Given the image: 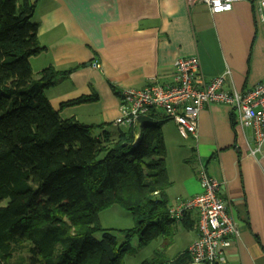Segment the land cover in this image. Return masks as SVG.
Listing matches in <instances>:
<instances>
[{
	"label": "crops",
	"instance_id": "crops-1",
	"mask_svg": "<svg viewBox=\"0 0 264 264\" xmlns=\"http://www.w3.org/2000/svg\"><path fill=\"white\" fill-rule=\"evenodd\" d=\"M30 2L41 48L29 59L33 76L48 67L58 72L55 85L45 91L51 107L62 119L103 126L98 139L113 133L105 126L116 128L119 91L169 83L178 58L196 57L206 82L229 72L226 91L243 92L264 79V22L257 20L254 0L234 3L220 14L194 0ZM81 97L95 99L61 107ZM171 123L162 131L169 205L200 193L198 171L204 168L223 184L226 212L238 229L224 264H264V145L252 155L251 129L234 125L224 105L200 110L195 138L183 141ZM197 222L190 212L175 224L174 243L177 235L186 241L177 255L197 239Z\"/></svg>",
	"mask_w": 264,
	"mask_h": 264
},
{
	"label": "trees",
	"instance_id": "trees-1",
	"mask_svg": "<svg viewBox=\"0 0 264 264\" xmlns=\"http://www.w3.org/2000/svg\"><path fill=\"white\" fill-rule=\"evenodd\" d=\"M33 13L30 0H0V264L24 243L21 264H125L134 237L139 247L160 240L140 264H189L187 251L166 255L175 236L161 131L168 120L98 139L103 126L60 118L45 95L60 74L48 67L34 77L29 63L41 51ZM115 205L133 228L101 227L100 212Z\"/></svg>",
	"mask_w": 264,
	"mask_h": 264
},
{
	"label": "built area",
	"instance_id": "built-area-1",
	"mask_svg": "<svg viewBox=\"0 0 264 264\" xmlns=\"http://www.w3.org/2000/svg\"><path fill=\"white\" fill-rule=\"evenodd\" d=\"M248 0H194L205 5L212 14L230 11L232 5ZM256 16L264 22V0H254ZM93 68H99L97 63ZM229 72L207 82L199 72L196 57L178 58L173 64L171 81L151 83L140 89L123 88L119 91V115L113 122L116 128L141 131L144 125H158L168 120L176 126L179 137L186 141L197 135L200 110L210 104L229 108L232 122L239 128L252 131L255 155L264 145V79L243 92L226 91ZM200 193L190 198H176L169 206L168 215L179 223L186 214L198 216L197 239L187 249L189 264H224L225 251L238 236L237 225L226 212L221 195L223 184L212 178L204 168L198 171Z\"/></svg>",
	"mask_w": 264,
	"mask_h": 264
},
{
	"label": "rangeland",
	"instance_id": "rangeland-1",
	"mask_svg": "<svg viewBox=\"0 0 264 264\" xmlns=\"http://www.w3.org/2000/svg\"><path fill=\"white\" fill-rule=\"evenodd\" d=\"M171 122L163 124L161 131L164 132V129L168 126H172ZM107 129L113 132H116L117 128H112L110 125L105 126ZM99 130V129H98ZM98 130H94L93 137L98 134ZM121 131H126V128H120ZM184 141V140H183ZM182 142V141H181ZM182 148H185L186 143H181ZM99 221L102 228L105 229H115V230H129L133 228L134 221L132 216L125 210H123L118 205L110 207L106 210H103L99 214ZM99 237V236H97ZM118 241H121V237L118 236ZM185 239L181 235H177L176 242L172 245L167 251V257L173 259L180 253L185 247ZM160 240L152 242L147 247H139L138 237H134L131 242V250L124 256L125 264H140L142 261L151 256L154 249L158 248ZM27 245L26 243L22 244L21 247L14 246V252L12 255L9 264H21L23 259L27 256Z\"/></svg>",
	"mask_w": 264,
	"mask_h": 264
},
{
	"label": "water",
	"instance_id": "water-1",
	"mask_svg": "<svg viewBox=\"0 0 264 264\" xmlns=\"http://www.w3.org/2000/svg\"><path fill=\"white\" fill-rule=\"evenodd\" d=\"M135 145H136V142H135Z\"/></svg>",
	"mask_w": 264,
	"mask_h": 264
}]
</instances>
